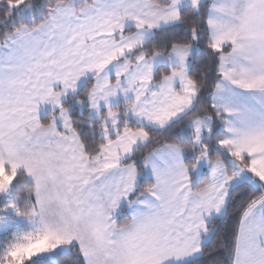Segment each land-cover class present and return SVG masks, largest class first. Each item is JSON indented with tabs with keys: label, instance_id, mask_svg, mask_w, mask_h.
Returning <instances> with one entry per match:
<instances>
[{
	"label": "snow or ice",
	"instance_id": "6c2138e0",
	"mask_svg": "<svg viewBox=\"0 0 264 264\" xmlns=\"http://www.w3.org/2000/svg\"><path fill=\"white\" fill-rule=\"evenodd\" d=\"M0 264H264V0H0Z\"/></svg>",
	"mask_w": 264,
	"mask_h": 264
}]
</instances>
